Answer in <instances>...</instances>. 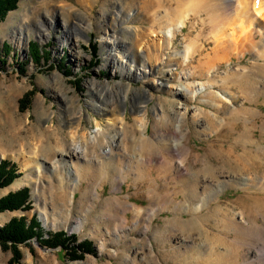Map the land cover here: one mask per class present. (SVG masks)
Here are the masks:
<instances>
[{
  "label": "rangeland",
  "instance_id": "rangeland-1",
  "mask_svg": "<svg viewBox=\"0 0 264 264\" xmlns=\"http://www.w3.org/2000/svg\"><path fill=\"white\" fill-rule=\"evenodd\" d=\"M121 1L79 3L78 0H18L16 8L9 11L0 23V163L9 161L18 166V178L9 187L0 189V199L28 189L32 208L0 213V231L16 218H25L29 225L36 218L41 228L34 231L39 233L37 236L17 244V252L11 244L0 243V264H175L180 255L179 247H184L182 243L193 247L203 243L204 237L198 232L190 235L184 231L191 222L196 221L203 227L205 223L192 220L193 213L185 211L187 205L194 204L196 200L190 203L191 198L188 201L181 194L183 184L176 173V167L182 164L179 154L173 153L171 158L164 153L165 157L149 164L151 176L136 182L135 177L129 174L128 179L120 185L121 180L101 177L97 167L87 166L86 162L93 160V157L94 160H102L111 156L105 151L114 131L106 130L95 142H83L85 152L75 153L81 137L74 141L72 133H78V136L83 132L87 136L90 133L96 135L95 131L99 129L97 122L102 128L107 127V116L92 104L107 102L113 106L127 88L129 101L124 111L120 109L119 120L122 123V118H125L130 140L122 143L123 148L114 147L112 155L122 154L124 147L130 146L126 152L133 154L132 157H141L140 147L135 145L141 137L138 124L142 122H136V118L140 120L146 116L147 136L157 138V135H163V138L172 139L171 144H174L184 135L183 142L192 150L185 166L198 168L203 161L210 162L220 177L225 179L222 177L228 172L224 163L225 154L234 150L237 155L234 154L228 162L229 171L238 169L235 156H240L243 149L235 145V140L237 132L244 129L243 123L236 124L237 131L225 128L224 123L218 125L220 120L226 119L225 112L203 103L210 100L208 93L214 92L223 98L228 107L239 109L245 106L237 88L224 90L221 85L230 74H237L255 63V53H247L237 43L234 44L236 38L233 33L238 31L235 8L228 17V23H235L231 26L227 23L225 34L228 37L224 38L220 48L216 43L220 34L214 32L206 12L194 18L189 11L191 19L181 30L176 31L174 24L170 25L172 22L166 23L173 11L175 14L180 12L183 0H169L162 3L159 9L156 8L158 18L162 20L154 28L150 25V14L136 15L142 12L141 4L121 9ZM130 1L127 0V3ZM214 1L217 2L212 0L210 3L213 5ZM248 1L251 3L252 0ZM207 4L209 8L212 7ZM237 4L238 1L234 0V5ZM23 7L28 16L22 18L19 11ZM193 8L194 5L189 10ZM216 14L223 18L222 11ZM66 19L72 25L85 27L86 36L79 33L64 42ZM25 23L34 32L28 39L15 41L13 37ZM39 23L44 27L43 36L38 33L41 32ZM170 27L174 29L171 31L174 35L167 32ZM126 28L138 30L142 35L139 48L134 46L136 51H143L147 58L158 55L157 60L154 58V61L148 62V70H152V73L145 79L125 78L116 69L115 62L112 64L108 59L111 47L103 46V40L114 33L125 39L135 37L134 31L123 32ZM124 33L128 34L124 36ZM220 39L223 40L222 37ZM166 40H173V43L164 47ZM156 44L161 47L160 51L156 49ZM190 48L196 51L194 58L185 59ZM112 53L115 51L112 50ZM115 54L119 63L126 55L125 49L120 47ZM187 86L195 88L200 94L190 95L187 92V97L184 96L182 91ZM105 88L111 90L112 94L108 95ZM171 102L175 107H168ZM133 104L143 108L135 110ZM156 108L160 115L164 113L163 110L167 115L163 126H154L155 120L159 119L154 111ZM172 110L181 111V116L176 117ZM258 110L263 113L257 119L261 124L264 105L258 106ZM177 118H181L180 123ZM114 129L120 134L123 124ZM254 133L264 144V135L260 130L256 129ZM51 135H56L62 143L50 145ZM67 154L74 156L68 158ZM78 156L82 158L78 159ZM143 156L145 158L147 154ZM29 158H34L38 164L25 167L24 163ZM69 159L76 164L78 173L67 166ZM258 164L259 169L240 172L249 175L250 179H247L250 183L230 178L229 181H234L233 186H226L229 183L225 179L221 180L226 186L223 187L220 181L200 179L212 186L208 192L213 188L217 190L215 185L222 192L217 198L211 196L209 200L201 201L206 206L199 215L204 216L209 209L213 210L218 205L224 207L223 212L235 213L238 221L241 220L240 210L251 214L264 212V191L258 185H253V179L258 177L254 174H264V161ZM172 165L175 167L172 168ZM120 166L127 169L125 165ZM77 177L81 184H77ZM43 214L47 216V224L42 218ZM259 221L263 222L262 219ZM215 224L211 218L206 223V230H211H208L209 236L213 234L210 236L213 239H217L219 234L225 236L226 233L221 232L223 229L220 231ZM121 225L128 229L120 235H111L114 228ZM57 233H65L70 239L75 237L69 250L56 246V239L51 236ZM221 253L218 252L219 255ZM74 256H79V259L73 260ZM198 263L206 264L205 261Z\"/></svg>",
  "mask_w": 264,
  "mask_h": 264
},
{
  "label": "bare ground",
  "instance_id": "bare-ground-1",
  "mask_svg": "<svg viewBox=\"0 0 264 264\" xmlns=\"http://www.w3.org/2000/svg\"><path fill=\"white\" fill-rule=\"evenodd\" d=\"M86 1L94 2L97 0H78L79 3H85ZM162 1L163 2H161V0H145L144 2H142L140 0H131L129 3H127V0H123V2L121 1L122 2L121 9H126L127 6L131 7L137 4L138 5L141 4L142 12H138L136 13V15L138 17H141L142 13L147 15L150 14L152 19L150 25L152 28H154L157 25L159 26V23H161L160 21L162 20V18H160L161 20L158 18L157 16L158 14L156 10L160 8L162 3H165L169 0H162ZM210 1L212 0L209 1L205 0V2H202V0L199 1L188 0L184 2L183 0L182 4L179 3V5L181 4L180 6L181 10L179 9L180 12L175 14L176 12L173 11L171 17L170 16L168 17L166 23L169 22L170 24L172 22L170 25L174 24V26L176 27V31L179 29L181 30L182 28L186 27L187 21L191 19L192 14H190L189 11L193 13L194 18L200 16L202 12H206L208 15V19L210 20L211 25L214 29V32L216 31L217 33L220 34V37L223 38V40H221L219 37V39L216 40L218 47L221 48V45L224 44V38L228 37L225 34V32H227L228 30L227 27L237 22L239 26V27L237 26L238 31L236 34H234L235 32L232 33L233 36L236 38V40H238L239 42L235 40L234 44L237 43L239 47H241L240 49L244 50L245 52L247 51V53L248 52H251L253 54L255 53L254 55L255 63L253 64V66H251L250 68L245 67L241 71H239V73L234 74L232 76H230L231 75L230 74L229 76H227V78H225L221 82V85L223 86L222 89L224 90L237 88V91L239 93L238 94L239 98L242 100V102L244 101V105H245L244 107H240L239 109H233L232 107H228L227 103L223 101V98L218 97L216 94H214V92L208 93V95L210 96V100L203 101L204 104H209L210 106L218 109V111L223 110V112H225L226 119L220 120L218 122L219 123L218 125L224 123L225 128H230L234 131H237L236 124L238 122H242L244 126V129L237 132L238 135L235 140L236 142L235 145L241 146L243 149V153L240 156H235V161L237 162L235 165H237L236 167L238 168L237 171L235 170H233L235 172L229 171V166H228V162L231 160L232 156H234V154L236 153L234 152V150H231L230 152L226 153L225 154L226 160L223 159L225 161L223 162L225 163V165H227V167L225 168L228 170V172L222 177H225V179H227L226 181H228L229 183V185L226 184V186L231 187L233 186L232 182L234 181H229L230 178H235L239 180L241 179L246 183L247 182L250 183L251 181L248 180L250 179L248 178L249 175L248 174L242 175L240 172H248L251 171L252 168L259 169L260 166L258 163L262 164V162L264 161V156H263L264 144L261 142L260 139L256 138L254 135L256 129H259L260 132L264 135V120L262 121L261 124L257 122V119L263 116V113H261L258 110V106L264 105V63L258 62V61H264L263 60L264 59V0H252L251 3L248 0H237L238 1L237 6L234 5V0H216L217 2L214 1L213 5L211 4L212 2L210 3ZM207 3H209V5L212 7L209 8ZM192 5H194V8L189 10V7ZM72 8L73 7H71V9ZM234 8H235L234 14L236 16L235 18L236 21L233 23H228V17L230 16V13L233 12ZM22 9L23 10L19 11L22 18L24 16H28L26 14L25 8L23 7ZM217 11H222L223 14L222 19H220V17L222 16H217L216 14ZM69 14L70 11H68V15ZM224 19H226L227 22ZM64 22H65L64 23L65 28L67 29V32L65 34L66 36L63 39L64 42L67 40L69 41L70 38H72V36L74 37L78 36L79 33L86 36V29H84L85 27H81V26L78 27L75 26L74 24L72 25L68 19H66V21ZM24 25L23 28L19 29V31L16 32L15 36L13 37L15 41L21 40L23 38L28 39L30 38L31 34L34 32V29L29 28V26L26 25V23ZM38 26L41 29V32L40 31L38 32L39 36L45 35V32L43 30L44 28L43 25L39 23ZM224 28L226 29V31H224ZM172 30L174 29L170 27L167 29V32L170 33V35H174L171 33ZM125 31L128 32L134 31L135 37L133 38L129 37L128 39H125L116 36V34L114 33V35H110V38H106L103 40V46L106 47V45H108L109 47H111V51L108 54V59H111L112 64H114L115 62L116 69L120 70L125 78L129 79L130 77H132L134 80L145 79L147 78L149 73H152V70H148V65H149L148 62L154 61L155 60L154 58H156L157 60L158 55L147 58L146 55L143 53V51L141 52H139L138 50L136 51L134 49V46L137 45L138 46L137 48H139L140 44L142 43V35H139L138 30H131V28L123 29V32ZM125 34L126 33H124V36ZM76 42H78L77 39ZM172 43L173 40L172 41L166 40L163 44L165 47V44H167V46L168 45L170 46V44ZM120 47L125 49L126 55L123 57L121 62L118 63V58H117L118 55L115 53ZM156 49L160 51L161 47L159 48V45L156 44ZM112 50L115 51V53H112ZM195 52L196 51L194 50V48L188 49L186 53L187 56H184V58L185 59L194 58ZM233 78L236 79L233 80ZM122 86L127 88V86L124 84H122ZM105 89L108 95L112 94L111 90H109L108 88ZM182 92L186 97H187V92H190V95H195L196 93L200 94L199 91H196V89L195 88L193 89L191 86L185 87ZM127 93H128V88L125 89L124 95L121 98H119L120 100H117L113 106L108 105L107 102L101 105L97 104L96 102L92 104V106L97 107L98 111L101 112L102 115L107 116V121H108L107 127L106 129L104 127L102 128L100 126L101 125L100 122H97L96 125L98 126L99 129L95 131L96 135L90 133L89 136H87V134L83 132L81 135L78 136L77 135L78 133H72L74 141H76L77 138L79 139L81 137L80 138L81 140L78 142L76 146L75 153L82 154L85 152L86 149H84L85 146L83 148V142L85 143L95 142L96 141L95 139L98 136L103 135L106 130L114 131V134L111 137V140L109 141V147L105 151V153L107 154L109 152L108 156L109 155L111 156L109 158H105L102 160L95 158L97 161L94 160L93 157V160L88 159L86 160V162H87V166L88 165L91 167L96 166L98 173L101 177L110 180H117V179L121 180V182L119 183L120 185L122 184L123 181L128 179L127 176L129 174L135 177L136 182H140L143 179L147 178V176L148 177L151 176V173L149 172L150 171L149 164L154 160H160L162 159V157H165L164 153L169 155L171 158H173L174 154L177 155L179 154L182 160V164L176 167V173L180 176L179 182L183 184L181 194L188 201L189 198H191L190 203L191 201H193V199L196 200L194 204L187 205L185 211L186 212L190 211L193 213V214L190 213L192 216H194L192 220L204 221L205 227H207L206 223L208 224L209 219L210 218L213 219L216 222L215 227L218 228L220 231L221 229H223V231L221 232L226 233V235L223 236L222 234H219L218 235L219 237L217 239H213L210 237L213 234L209 236L210 233L209 231L211 230L209 229L206 230L205 227L200 226L196 221L191 222L189 227L185 228L184 231H188L190 235L196 231L204 237L203 239L204 241L201 245L198 244L197 247H193L182 243L181 246L184 247L182 249H180L179 247L180 255L178 259L175 260V264L177 263L197 264L199 261H205L206 264H264V212L263 211H257L256 213L251 214L249 212L248 213L245 212L246 210L245 211L240 210L239 216H241L240 217L241 220L238 221L235 213L223 212L224 207L222 205H218L213 210L209 209L207 214H205L204 216H202L201 214L199 215L200 211L202 212V210L206 206V203L205 205H202L201 201L205 202L209 200L211 196H215V198H217L218 195L222 192V189H219L218 185H215L217 190H214L213 188L212 190L210 189L211 191L208 192L211 185L205 183L203 180L200 179L210 178L215 182L220 181V183H222L221 180H225V179L220 177V174L217 172V170L213 168L215 166L211 165L210 162L203 161L202 163L203 165L201 167L199 166L198 168H196V166L192 167L190 165L185 166V164L187 163V159L191 156L192 150L191 148H188L187 145L183 142L184 139L183 134L181 135L179 141L174 144H171L172 139L170 140L168 138H163L162 137L163 135L159 137L157 135V138L147 136L145 134L147 129V122H144L146 120V116H143V118H140V120L136 118V122L137 121L142 122L138 124V126H140L141 128V133H140L141 137L138 138L139 140L135 145V147L136 146L140 147L139 150L140 152H142V155L140 154L141 157L139 156L132 157L133 154L132 155L128 154L126 152V148L128 149V147L130 146L128 147L125 146L124 147L125 152L123 151L122 154H118L117 156L112 155L114 152V147L122 146V143L130 140L127 136L125 118L124 117L122 118L123 121L122 123L119 120L120 109H123L124 111L126 108V103L128 100ZM175 95L177 96L178 94L175 93ZM218 101L223 103V105L221 106ZM133 106H134L133 109L135 110H138L139 108H143V107H138V105L135 104H133ZM173 106L175 107L173 102H171L170 105L168 104V107L170 108ZM154 111L156 112V116L159 117L157 121L155 120L154 126L155 127L163 126L166 123L165 121L167 120L166 119L167 115H165V111L163 110L162 112L164 113H162L161 115L159 113L158 108H156ZM172 111L175 112L176 117L181 116L182 113L181 111L178 110H172ZM177 119L178 122L180 123L181 118H177ZM119 124L120 126L121 124H123V132H121L120 134H118L116 132L117 130L114 129V127L116 128ZM176 131L178 132V129H176ZM58 139L59 138H56V135L55 136L51 135L49 140L50 145L51 144L53 145V143H55L56 145L57 144L60 145L62 141H59L60 139L59 140ZM131 143H134V141ZM126 144L128 145L129 143ZM144 153L147 154L145 158H143L144 157L143 155H146ZM73 156L74 155H72V157ZM66 157L72 158L68 154L66 155ZM79 158L80 157L78 156V159ZM67 163H68L67 164L68 167H70L72 170H75L76 173H78V168L74 163V161H71L69 159ZM37 164L38 163H36L34 158H29L24 163L25 167L34 166ZM120 165H125L127 169L123 168ZM173 165L171 166L172 168L175 167ZM168 172L169 170L166 169V173ZM254 175L258 177L253 179L254 181L253 185H258L261 188V190L264 191V174L263 176H259V174L257 173ZM76 182L77 184H81V181L78 179V177ZM222 186L226 187L223 183ZM201 197L202 200H200ZM42 218L47 224L48 223L47 216L43 214ZM259 219H262L263 222H260ZM219 222L221 223L219 224ZM126 229H128L127 226H122V225L116 226L114 228V231L111 233V235L114 236L120 235ZM184 242L187 243L186 241ZM220 245H223L224 247L221 248ZM218 252H222V253L219 255Z\"/></svg>",
  "mask_w": 264,
  "mask_h": 264
},
{
  "label": "trees",
  "instance_id": "trees-1",
  "mask_svg": "<svg viewBox=\"0 0 264 264\" xmlns=\"http://www.w3.org/2000/svg\"><path fill=\"white\" fill-rule=\"evenodd\" d=\"M18 0H0V23L4 20L9 11L16 8ZM18 166L16 163L2 161L0 163V189L9 187L18 178ZM30 203V192L28 189H21L18 192L10 193L7 197L0 199V213L5 211H26L32 209ZM40 223L36 218L27 224L25 218L13 219L8 226L0 231V243L2 245L11 244L12 249L17 252L16 245L22 244L32 239L40 231ZM51 237L56 239V246H61L66 251L74 240L70 239L65 233L53 234ZM73 260L79 259V256L72 257Z\"/></svg>",
  "mask_w": 264,
  "mask_h": 264
}]
</instances>
